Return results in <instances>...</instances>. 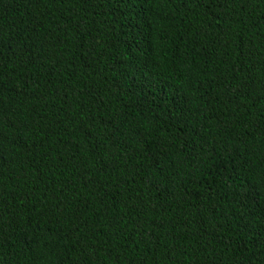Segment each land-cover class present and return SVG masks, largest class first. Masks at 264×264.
<instances>
[{
    "label": "trees",
    "instance_id": "16d2710c",
    "mask_svg": "<svg viewBox=\"0 0 264 264\" xmlns=\"http://www.w3.org/2000/svg\"><path fill=\"white\" fill-rule=\"evenodd\" d=\"M0 264H264V0H0Z\"/></svg>",
    "mask_w": 264,
    "mask_h": 264
}]
</instances>
